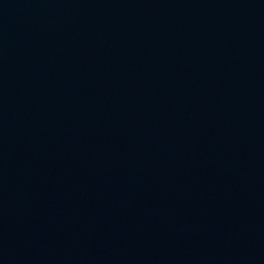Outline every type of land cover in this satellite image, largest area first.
<instances>
[{"label":"water","instance_id":"obj_1","mask_svg":"<svg viewBox=\"0 0 264 264\" xmlns=\"http://www.w3.org/2000/svg\"><path fill=\"white\" fill-rule=\"evenodd\" d=\"M0 194L74 264H264V0H0Z\"/></svg>","mask_w":264,"mask_h":264}]
</instances>
